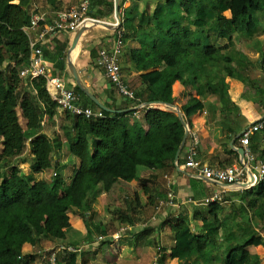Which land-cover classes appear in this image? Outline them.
Here are the masks:
<instances>
[{
  "label": "trees",
  "instance_id": "16d2710c",
  "mask_svg": "<svg viewBox=\"0 0 264 264\" xmlns=\"http://www.w3.org/2000/svg\"><path fill=\"white\" fill-rule=\"evenodd\" d=\"M217 6L219 11L200 0H166L152 15L145 12L137 17L126 11L121 16L125 42L129 35L139 39L138 32L154 55L148 54L153 56L148 59L144 53L132 50L136 67L147 71L140 75L146 83L145 90H135L128 84L135 90L137 99L141 100L145 91L147 96L142 101L173 104V84L178 81L190 87L196 80L189 75L193 67L207 66L210 73L217 68L216 58L222 54L212 44V35L229 38L230 45L236 30L243 31L247 38L255 35L259 24L256 14L264 11V0H217ZM227 10L231 11L230 19L224 16ZM30 19L28 0H0V264H35L39 255L49 264L46 254L37 250L43 251L49 241H65L73 214L91 221L94 202L116 180L137 179L148 198L143 210L154 204L155 181L164 172L176 169L175 157L186 131L176 110L147 106L139 118L135 117L130 104L134 107L136 99L126 105L108 104L115 110L127 111L102 109L101 117L60 112L47 90L44 76L27 81L20 76L31 56L25 31ZM152 22L155 25L150 26ZM206 28L207 33L203 32ZM191 34H198V41H191ZM62 65L65 69L66 60ZM158 65V69L150 71ZM208 78L214 79L211 74ZM70 87L99 108L80 86ZM208 91L216 89L209 84ZM204 107L197 97L182 105L185 122L191 126L192 115ZM45 119L58 124L57 145L43 131ZM62 135L75 160L76 168L69 183L59 172L60 165L54 156L56 148L61 146ZM28 152L33 160L31 171L26 173L19 160L25 159ZM263 183L264 180L259 184ZM127 201L111 210L109 226L99 230L102 234L109 235L121 225L135 223L138 206ZM144 221L148 224L140 236H148L154 229L147 219ZM170 226L175 234L170 255L183 262L204 255L210 240H215V236L204 240L180 217L171 219ZM112 241L108 236L102 244ZM28 242L36 248L33 254L23 253ZM81 255L83 252H62L58 264H80ZM247 255V250L236 246L229 251L227 264H245ZM80 260L84 263L85 258ZM158 264H161L159 259Z\"/></svg>",
  "mask_w": 264,
  "mask_h": 264
},
{
  "label": "crops",
  "instance_id": "0c3cea01",
  "mask_svg": "<svg viewBox=\"0 0 264 264\" xmlns=\"http://www.w3.org/2000/svg\"><path fill=\"white\" fill-rule=\"evenodd\" d=\"M80 1L28 0V6L31 16L40 13L50 22L57 12L77 5ZM165 1L132 0L123 5L120 0V16H124L126 11L137 17L145 12L152 15L160 3L163 4ZM200 1L219 11L217 0H213V4L209 3L210 0ZM89 16L105 21L108 25L92 24V20L86 22L89 28L81 35L72 52L74 65L80 73L82 82L103 104L106 106L110 103L129 104V100L121 98L97 63L99 49L111 47L115 38L114 26L118 21L114 0H92ZM224 16L230 19L231 11H225ZM191 18L193 19V16ZM258 20L257 32L253 37L247 38L243 31L236 30L232 35V45L229 43V38L212 35V44L219 48L222 54L220 58H216L217 68L210 73L207 66L193 67L189 75H193L196 80L190 87L183 86L178 81L173 84V97L175 98L173 104L181 108L191 98L197 97L201 98L205 105L203 110L192 115L191 126L188 125L189 129L196 132L200 139L198 158L212 167H223L241 162L243 156L241 157L238 152V148L242 147L240 135L257 121H262L263 127L251 135V147L257 158L264 159V17L261 16ZM153 25H155L154 22L150 24V26ZM207 30L208 28L203 32L207 33ZM77 31H63L49 35L42 43L43 57L48 69L52 74L62 77L68 87L76 84L68 69V50ZM198 34L195 36L191 34L190 40L198 41ZM137 35L139 39H134L130 35L127 37L121 57V68L126 83L140 91L146 88V83L140 79V75L147 71L142 70L140 66L136 67L135 61L132 60V50L135 49L139 54L144 53L148 59L154 55L146 46L144 39H140L138 32ZM200 38L203 41L206 40L201 36ZM148 54L153 56H148ZM63 60H66L65 69H62ZM158 68L159 65L151 68L150 71ZM163 71L166 73V68ZM67 74L72 76L73 81L67 79ZM210 74L213 80L208 78ZM27 79L24 78L25 81ZM209 84L215 87V92L208 91ZM146 96L147 93L144 91V97L141 100L138 97L139 101L147 103V101H142ZM78 97V103L82 106L96 108L87 98L80 95ZM130 106L133 108V105L130 104ZM152 107L175 110L165 105L152 104ZM60 112L63 111L60 109ZM57 128L58 124L54 125L52 121L45 119L43 131L54 142L57 140L55 133ZM61 138L62 140H59L61 146L56 148L54 156L60 165L59 172H62L61 169L64 166L72 172L70 175L72 178L76 168L75 160L69 153V146L64 135ZM189 143L188 136L179 154V160L175 161L176 169L164 172L155 181L157 192L154 191V194L157 198L154 204L143 210L148 198L143 194L139 181L119 179L110 185L107 192L96 199L90 215L91 221L89 218L88 222L79 214L71 216V227L67 230L65 241L79 245L83 241H91L88 240L89 237L93 240L96 235L102 234L99 230L109 226L112 218L110 212L114 207L119 208L127 200L138 206L135 223L128 224L133 229L121 238L125 241L123 246L117 248L116 252H111L105 250L100 242L83 251L80 257L85 258V261L81 263L79 257L80 264H153L156 256L161 264H227L229 251L236 246L247 250L245 264H264V183L252 188H243V184H227L201 177L198 170L184 166ZM32 160L30 152L27 153L25 159L19 160L24 172L31 171ZM165 175L171 179V188L179 206L163 208L157 213V219L152 221V217L156 215L155 205L159 199L165 198L169 191L168 179ZM215 192H223L224 200L220 203L205 204L204 199ZM190 198L193 201H189ZM179 217L189 222L192 230L203 236L204 240L209 236H215V240H210L204 255H198L189 262L180 261L170 255L175 242L170 220ZM146 219L150 227L154 229L148 236H140L139 234L145 227L144 224H148L144 221ZM58 243L60 242L49 241L44 249L52 248ZM35 251L36 248L31 243L24 244V254H33ZM39 251L41 250H37ZM46 260L39 255L35 264H48Z\"/></svg>",
  "mask_w": 264,
  "mask_h": 264
},
{
  "label": "built area",
  "instance_id": "2783aa9c",
  "mask_svg": "<svg viewBox=\"0 0 264 264\" xmlns=\"http://www.w3.org/2000/svg\"><path fill=\"white\" fill-rule=\"evenodd\" d=\"M123 5L132 0H122ZM92 0H81L79 4L72 5L67 9L56 13L50 22L46 20L43 14L36 13L31 16L29 25L25 31L29 36V44L31 49L30 61L27 66L20 70V76L30 78L31 80L40 76H44L47 80L46 87L54 101H56L61 110L69 111L76 115L85 117L103 116L102 109L82 106L78 103L79 97L74 90L65 83L60 76L52 74L48 69L43 57L42 43L49 35H55L59 32H70L78 30L84 23L94 20L89 16ZM115 38L111 47H102L98 51L97 63L104 71L105 76L109 79L115 90L124 100H134L137 102L132 108L134 116L139 118L144 108L152 105L142 103L137 99L136 92L131 88L123 78L121 70V57L125 46V31L120 25L115 26ZM263 127L262 121H257L251 127L246 128L240 135V142L243 147V157L240 163L227 165L223 167H212L203 163L199 158L200 139L196 132L189 129L190 143L187 147V160L184 164L187 168H194L199 171L201 177L223 182L227 184H243V188H252L264 180V159L255 156L251 147V135ZM57 173L55 172V175ZM168 179L169 191L165 198L158 200L155 205L156 215L152 217V221L157 219V213L165 207H177L178 202L175 193L171 188V179ZM193 201L192 198L189 201ZM224 200L223 192H215L211 196L204 199L205 204L220 203ZM147 224H144L146 226ZM131 225H121L117 230L109 235L98 234L91 241H83L76 245L62 241L56 246L44 249L43 252L48 258L49 264H58V256L62 252L81 253L85 249L98 245L100 242L110 237L113 241L120 240L128 230H132ZM264 235V227H263ZM153 264H158V256L153 260Z\"/></svg>",
  "mask_w": 264,
  "mask_h": 264
},
{
  "label": "water",
  "instance_id": "95a60500",
  "mask_svg": "<svg viewBox=\"0 0 264 264\" xmlns=\"http://www.w3.org/2000/svg\"><path fill=\"white\" fill-rule=\"evenodd\" d=\"M114 4H115V13H116V16H117V23H115V26L117 25H120L122 23V19H121V16H120V0H114ZM93 23L92 24H101V25H108L107 22L105 21H101V20H97V19H94L92 20ZM114 26V27H115ZM89 28V25L84 23L79 29L78 31L76 32L75 36H74V39L72 41V44L68 50V69L69 71L71 72V74L73 75L75 81H76V84L78 86H80V88L84 91V93L92 100L94 101L99 107H101L102 109H105V110H108V111H111V112H124V111H127V110H114V109H111L109 108L108 106H106L105 104H103L90 90L89 88L82 82V79L80 77V73L78 71V69L76 68V66L74 65V62H73V57H72V52L75 50L77 44H78V41L81 37V35ZM147 104H154V105H165V106H170L172 108H174L177 113L180 115L184 125H185V135H184V138L182 140V143L177 151V154H176V157H175V161H177L178 157H179V154L186 142V139L188 137V134H189V125L185 122L183 116H182V113H181V110H180V107L176 104H171V103H167V102H162V101H153V102H147ZM238 152L240 154V156L242 157L243 156V147H240L238 148Z\"/></svg>",
  "mask_w": 264,
  "mask_h": 264
},
{
  "label": "rangeland",
  "instance_id": "374dc122",
  "mask_svg": "<svg viewBox=\"0 0 264 264\" xmlns=\"http://www.w3.org/2000/svg\"><path fill=\"white\" fill-rule=\"evenodd\" d=\"M182 1V0H181ZM185 2H187V0H184ZM209 3L210 4H213V0H210L209 1ZM256 16H257V18H259L260 19V17L262 16V17H264V11H260V12H258L257 14H256ZM263 19V18H262ZM251 45H253V43H251ZM67 79L68 80H70V81H73V79H72V76L71 75H68L67 74ZM62 172H61V175L64 177V179L66 180V182H68L69 183V181L71 180L70 178V175L72 174V172H70V171H68L67 170V168L66 167H62ZM47 176H48V174H47ZM140 228V227H139ZM124 239H120V240H117V241H112V242H110V243H106V244H104L103 245V248L105 249V250H109V251H111V252H116V250H117V248H119V247H122L123 246V244H124Z\"/></svg>",
  "mask_w": 264,
  "mask_h": 264
},
{
  "label": "bare ground",
  "instance_id": "6f19581e",
  "mask_svg": "<svg viewBox=\"0 0 264 264\" xmlns=\"http://www.w3.org/2000/svg\"><path fill=\"white\" fill-rule=\"evenodd\" d=\"M89 22H90V21H89ZM89 22H88V23H89Z\"/></svg>",
  "mask_w": 264,
  "mask_h": 264
}]
</instances>
